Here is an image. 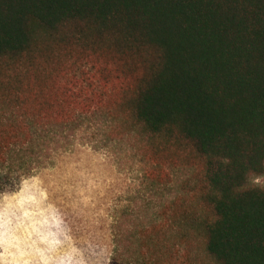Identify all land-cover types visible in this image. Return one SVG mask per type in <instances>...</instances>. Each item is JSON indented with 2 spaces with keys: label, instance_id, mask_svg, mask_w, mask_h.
Here are the masks:
<instances>
[{
  "label": "trees",
  "instance_id": "trees-1",
  "mask_svg": "<svg viewBox=\"0 0 264 264\" xmlns=\"http://www.w3.org/2000/svg\"><path fill=\"white\" fill-rule=\"evenodd\" d=\"M110 117L170 179L149 264H264V0H0V176Z\"/></svg>",
  "mask_w": 264,
  "mask_h": 264
},
{
  "label": "rangeland",
  "instance_id": "rangeland-1",
  "mask_svg": "<svg viewBox=\"0 0 264 264\" xmlns=\"http://www.w3.org/2000/svg\"><path fill=\"white\" fill-rule=\"evenodd\" d=\"M54 134L19 179L0 176V264H149L158 246L174 252L163 213L192 169L151 178L138 136L103 114ZM249 184L263 188L264 175Z\"/></svg>",
  "mask_w": 264,
  "mask_h": 264
}]
</instances>
